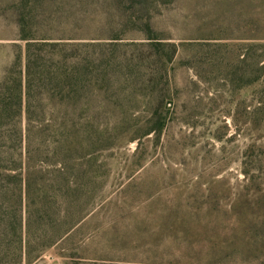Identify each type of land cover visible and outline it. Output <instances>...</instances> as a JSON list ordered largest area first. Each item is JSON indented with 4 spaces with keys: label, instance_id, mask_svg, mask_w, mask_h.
I'll list each match as a JSON object with an SVG mask.
<instances>
[{
    "label": "rangeland",
    "instance_id": "1",
    "mask_svg": "<svg viewBox=\"0 0 264 264\" xmlns=\"http://www.w3.org/2000/svg\"><path fill=\"white\" fill-rule=\"evenodd\" d=\"M21 26L83 44L93 62L75 108L41 103L78 144L63 177L76 176L80 206L58 203L54 225L89 214L41 254L32 244L30 264H246L243 249L264 264V0H0V80ZM218 250L229 256L208 260Z\"/></svg>",
    "mask_w": 264,
    "mask_h": 264
},
{
    "label": "trees",
    "instance_id": "2",
    "mask_svg": "<svg viewBox=\"0 0 264 264\" xmlns=\"http://www.w3.org/2000/svg\"><path fill=\"white\" fill-rule=\"evenodd\" d=\"M19 40L24 43L23 50L14 46L18 52L0 80V252L7 248L16 255L17 264H30L32 244L42 245L41 254L66 238L89 214L88 210H80L79 213L77 210L74 218L66 221L64 229L54 225L58 220L61 222V212L57 214L55 211L58 203H75L78 209L80 206V198L76 196L80 185L76 176L72 179L63 177L78 144L70 127L55 123V107L50 112L41 103H65L75 108L89 88L93 62L82 51L85 45L61 39L35 38L24 26H21ZM246 57L247 54L245 60ZM34 101L38 103L36 106L32 105ZM163 126L160 124L153 130L158 137ZM30 134H33V141L36 136L40 138L35 149H31ZM84 164L87 161L72 165L81 168ZM246 175L248 172H245ZM61 190L66 192L63 197L57 193ZM36 200L41 208L36 211H40L36 216L38 220L33 221L41 228V235L37 238L28 234L34 214L29 212L24 232L19 218L21 207L37 206ZM7 202L10 203L9 213L3 210ZM8 215L11 219L10 234L2 227L3 218ZM62 219L67 220V217ZM248 244L253 246L252 239H248ZM243 250L238 253L239 257L247 259L251 254H245ZM227 256L224 251L218 250L211 252L208 260H221ZM246 259L245 263L251 264ZM259 259L263 263L264 248Z\"/></svg>",
    "mask_w": 264,
    "mask_h": 264
}]
</instances>
